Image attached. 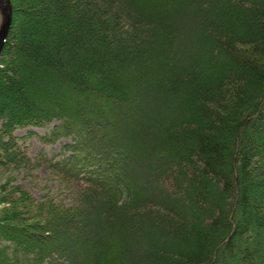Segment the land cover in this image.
<instances>
[{
    "label": "trees",
    "instance_id": "1",
    "mask_svg": "<svg viewBox=\"0 0 264 264\" xmlns=\"http://www.w3.org/2000/svg\"><path fill=\"white\" fill-rule=\"evenodd\" d=\"M11 3L0 264H264V0Z\"/></svg>",
    "mask_w": 264,
    "mask_h": 264
},
{
    "label": "rangeland",
    "instance_id": "2",
    "mask_svg": "<svg viewBox=\"0 0 264 264\" xmlns=\"http://www.w3.org/2000/svg\"><path fill=\"white\" fill-rule=\"evenodd\" d=\"M53 126L54 125H49L45 128L17 129L15 134L18 137H24L28 135L29 131L31 130L37 133L39 136H43L48 134ZM67 142H69V140L62 139L55 144H44L38 136H33L26 141V146L28 148L29 155L33 158L43 154L49 159L59 160L62 157V147ZM31 177L33 178L32 183L38 185V189L34 188L31 184H29L28 181H25L24 184L29 188L36 198H40L43 195H48V198H52L53 196L56 200H60V202L64 204H69L71 202L69 198L74 195L75 190H80V188L64 180L59 175L48 170L43 165L33 170ZM75 250L76 248H74L73 251ZM75 259H77L75 262L80 264L79 261L81 258L79 255L76 256Z\"/></svg>",
    "mask_w": 264,
    "mask_h": 264
},
{
    "label": "water",
    "instance_id": "3",
    "mask_svg": "<svg viewBox=\"0 0 264 264\" xmlns=\"http://www.w3.org/2000/svg\"><path fill=\"white\" fill-rule=\"evenodd\" d=\"M0 58L3 52L6 39L12 23V3L11 0H0Z\"/></svg>",
    "mask_w": 264,
    "mask_h": 264
}]
</instances>
